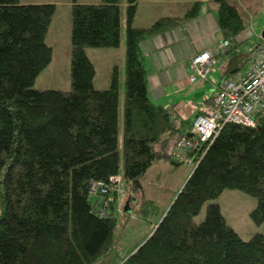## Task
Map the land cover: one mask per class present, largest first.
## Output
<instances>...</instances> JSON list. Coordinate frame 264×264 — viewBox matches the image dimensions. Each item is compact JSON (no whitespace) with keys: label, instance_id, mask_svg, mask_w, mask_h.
Returning a JSON list of instances; mask_svg holds the SVG:
<instances>
[{"label":"trees","instance_id":"obj_1","mask_svg":"<svg viewBox=\"0 0 264 264\" xmlns=\"http://www.w3.org/2000/svg\"><path fill=\"white\" fill-rule=\"evenodd\" d=\"M139 1L127 0L126 7L120 135L117 69L109 88H95L86 49L120 46L121 0L72 5L69 91L35 87L52 60L46 35L55 5L0 0V264H95L106 256L125 208L115 192L93 193L94 182L120 176L123 192L131 195L128 211L145 220L156 212L140 179L171 148L165 138L172 134L173 150L187 131L175 107L149 99L141 43L197 18L203 0L182 17H163L149 28L133 26ZM216 1L224 39L242 35L247 27L238 9ZM260 41H250L245 53ZM206 148L150 237L123 264H264V235L241 238L218 203L208 206L203 222L194 220L205 203L231 189L257 197L251 217L264 221V115L255 127L226 124Z\"/></svg>","mask_w":264,"mask_h":264},{"label":"rangeland","instance_id":"obj_2","mask_svg":"<svg viewBox=\"0 0 264 264\" xmlns=\"http://www.w3.org/2000/svg\"><path fill=\"white\" fill-rule=\"evenodd\" d=\"M43 1L57 3V14L46 39L51 43L53 41L55 53L52 57L50 66L48 65V68L37 77L35 87L41 90L55 89L69 91L71 89V51L67 52L65 45L67 42V45L71 44L72 5L75 2L78 4H93L100 2H96L98 0ZM122 1L126 3V0H121V14L124 18L126 16V8L124 5L122 6ZM143 1L144 0H142V2ZM192 1L193 0H176L171 4H162L156 0L146 2V7H143L139 13V17L136 19V24L149 27L152 25V21L158 20L160 16L172 15L175 11H177L179 15H184L194 5H191ZM211 1L212 4H210V9L212 11V5L215 3L218 4L219 2L215 0ZM227 2L238 9L244 19L247 29L251 28L253 30V37L247 41L251 36L248 37L246 33L247 29H245L244 35L242 36L243 40H246L244 43L245 46L246 44L248 45L250 41H259L264 29V0H227ZM143 4L144 3H141L140 7L143 6ZM206 9L207 6L204 3L203 11H206ZM123 31L126 32L125 27H122V32ZM90 58H92L96 64L98 72L97 83H103L105 75L107 76V70L109 69V64H107L109 60L97 53H90ZM103 76L104 79H102ZM208 78L213 81V89H215L220 79L216 74L214 75V73H211ZM122 125L123 112H121L120 115L121 131ZM161 154H163V152H161ZM194 168V163L176 165L175 160L169 158L166 153L157 158L140 179L143 193L154 203V206L157 207L156 212L153 211L145 220L135 213H130L126 209L128 206H126L122 214H117L118 228L115 244L110 252L100 259L98 263L120 264L121 259H126L133 251H136L138 247L150 237L156 225L160 223L163 215L168 211L173 201L176 199V196L184 187ZM130 196V192L120 195L125 204L129 201ZM123 203H121L122 206H124ZM211 203L219 204L221 213L227 224L235 230L241 238L248 240L255 234L264 235V221L261 224H257L251 217L252 211L258 205L257 197L240 190L226 189L218 199L203 205L199 214L194 218L195 223L199 224L204 221L207 208Z\"/></svg>","mask_w":264,"mask_h":264},{"label":"crops","instance_id":"obj_3","mask_svg":"<svg viewBox=\"0 0 264 264\" xmlns=\"http://www.w3.org/2000/svg\"><path fill=\"white\" fill-rule=\"evenodd\" d=\"M151 0L139 1L137 7V13L135 15L133 26L139 28H149L146 25H137L136 19L139 17L140 11L143 7H146V2ZM162 4H171L176 0H156ZM216 1V0H215ZM96 2H100L98 0ZM21 4H54L56 5V10L53 15L50 27L54 23L55 16L57 14V3L47 2L43 0H20ZM76 3V2H75ZM141 3H144L140 7ZM195 3V0L191 2V5ZM206 4L207 9L200 12V15L191 20L185 22L183 25L176 27L172 30L167 31L162 35H157L149 37L142 41L141 50L145 56V69L147 71V80H148V97L152 103L156 105H161L163 107H175L180 115V120L178 124H185L184 132L188 131L192 125V122L200 113V109L203 105L207 104V101L217 93L218 88L222 82L228 77H234L239 74H244V72L249 67L248 57L245 53L246 48L249 44L245 46L238 47L228 54L221 55L218 57L217 63L213 67L212 73L220 79L216 88H214L213 81L209 78L205 81H197L191 83L189 77L193 74V69L191 66L192 58L213 45L221 42L224 37L221 34V31L218 26V15H219V3L212 5V11L210 9L211 0H203L202 5ZM92 4V3H84ZM99 4V3H93ZM127 7L126 3L122 1V6ZM70 10V9H69ZM122 13V12H121ZM182 17L177 11L172 15H165L164 17ZM160 18H163L160 16ZM158 18V20L160 19ZM156 20V21H158ZM152 21V25L156 22ZM50 27L46 35V39L49 35ZM122 27L126 26V16L123 18L121 14V39L120 46L118 48H107V49H95L88 48L86 49V54L91 60L95 68V77L93 84L97 89H107L111 85V78L114 71L117 69L119 77V133L122 135L120 129V115L124 109V99L126 92V32H122ZM68 37V36H67ZM262 38V37H261ZM47 44L52 48V57L55 53V46L49 40H46ZM67 42V41H66ZM66 50L71 51V44L67 45ZM92 51V52H89ZM90 53H97L100 56L107 58L109 61V69L107 70V76L105 75V80L103 83H97L98 72L96 69L95 61L90 58ZM52 63V60H51ZM50 63V64H51ZM49 64V66H50ZM48 68V67H47ZM45 68L44 70H46ZM43 70V71H44ZM42 71V72H43ZM41 72V73H42ZM109 72V74H108ZM104 79V76L102 77ZM201 94V96H200ZM200 96V97H198ZM172 135V134H171ZM168 136L166 139H169L171 142V148L166 151V154H169L168 157L175 160L173 155V136ZM162 145L164 144V141ZM161 145V149L163 148ZM168 152V153H167ZM176 164V162H175ZM178 165V164H176ZM120 202L123 203L122 199ZM124 208L129 210L131 208L130 200L127 203H123ZM125 259H121L123 264ZM98 263V261L96 262ZM95 263V264H96ZM98 264H104V262H99ZM111 264V263H107ZM118 264V263H113Z\"/></svg>","mask_w":264,"mask_h":264},{"label":"built area","instance_id":"obj_4","mask_svg":"<svg viewBox=\"0 0 264 264\" xmlns=\"http://www.w3.org/2000/svg\"><path fill=\"white\" fill-rule=\"evenodd\" d=\"M246 33L248 37H252L253 30L249 28ZM243 35L224 39L196 54L191 60L193 74L189 81L195 83L206 80L212 73L218 56L227 53L234 45L241 44L244 41ZM246 54L249 67L244 74L226 78L212 102L201 107L189 130L176 139L173 153L177 164L198 165L206 147L214 142L226 124L255 127L259 118L264 115V40L252 43ZM121 183V177L115 176L110 179L109 184L94 182L91 190L93 193L100 190L103 194L115 192L121 195L124 193Z\"/></svg>","mask_w":264,"mask_h":264},{"label":"water","instance_id":"obj_5","mask_svg":"<svg viewBox=\"0 0 264 264\" xmlns=\"http://www.w3.org/2000/svg\"><path fill=\"white\" fill-rule=\"evenodd\" d=\"M261 37H262V39L264 40V29H263V32H262V34H261ZM200 96H201V94H200ZM200 96H198V97H200ZM183 189V188H182ZM180 193V192H179ZM179 195V194H178ZM171 207V206H170Z\"/></svg>","mask_w":264,"mask_h":264}]
</instances>
